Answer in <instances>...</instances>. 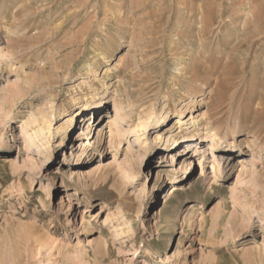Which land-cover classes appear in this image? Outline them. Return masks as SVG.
<instances>
[{
  "label": "rangeland",
  "instance_id": "1",
  "mask_svg": "<svg viewBox=\"0 0 264 264\" xmlns=\"http://www.w3.org/2000/svg\"><path fill=\"white\" fill-rule=\"evenodd\" d=\"M0 48V264H264V0H0Z\"/></svg>",
  "mask_w": 264,
  "mask_h": 264
},
{
  "label": "bare ground",
  "instance_id": "2",
  "mask_svg": "<svg viewBox=\"0 0 264 264\" xmlns=\"http://www.w3.org/2000/svg\"><path fill=\"white\" fill-rule=\"evenodd\" d=\"M8 53V52H7ZM3 56H4V50L2 49V48H0V63L2 62V60H3ZM181 70V69H180ZM179 73H180V71H179ZM121 81H119V84L120 85H122V84H125V83H127V81L124 79V78H121L120 79ZM11 81L8 79L7 80V85L9 86V85H11ZM7 86V87H8ZM13 86H14V84H13ZM15 91L13 92V93H11V95H13V96H17L18 94H19V90L20 89H18V87H16L15 86ZM14 89V88H13ZM9 93V94H10ZM121 99V98H120ZM197 102V100H195L194 98H190V100L187 102V103H185V104H183V105H180L177 109H175V110H173V111H171V115H173V117L172 116H169V113H166L165 111H162V110H160V111H152V112H149V113H147V114H145L144 116H142V117H140V116H138V120H139V122H137V124L135 125V126H133V124L131 125V127L129 128V129H131V132H130V134H133V135H135V137H136V139L138 140V139H141V136H142V134L144 133V131H147V130H149V132H151V131H156L157 129H159V128H162V126L165 124V123H167V120L168 119H171V117L175 120V122L179 125V129L180 130H183V129H185L187 132L191 129V128H193L194 126H195V121H194V119L192 118V117H190V119L189 120H187L186 118H183V116L185 115V112H187V111H191L192 112V107H194V104ZM115 106H116V111H117V114H118V112H120L121 111V113H123L124 114V112L126 111L125 110V105L123 104V102L122 103H120L119 104V102L116 100V98H115ZM128 109V108H127ZM83 110L84 111H86L87 110V106H83ZM123 110H125V111H123ZM168 112V111H167ZM128 113V112H127ZM80 114V112H77V114L76 115H79ZM125 115V114H124ZM128 115V114H127ZM203 115V114H202ZM66 116V115H65ZM75 115H72V116H69V119H72L73 117H74ZM186 116V115H185ZM128 117H130V116H128ZM127 118V117H126ZM149 119V120H148ZM147 120V121H146ZM153 120V121H152ZM111 122V121H110ZM130 123V122H129ZM46 124H47V126L48 127H50L51 126V119H49V120H47V122H46ZM110 124H116V120L114 119V122L112 121ZM127 124V123H126ZM174 125V124H173ZM114 126V125H113ZM43 127V126H42ZM171 127H173V126H171ZM35 129V128H34ZM116 129V128H115ZM88 131H90V133L92 132V128H88L87 129ZM186 132V133H187ZM190 132V131H189ZM42 134V130H40V129H38L37 131H35L34 132V135H35V137L38 139L39 138V136ZM121 135V136H126V131H123L121 128L120 129H117L116 131L115 130H113V129H110V138L111 139H113L114 138V140H111L112 141V143L115 145V147H119V145L121 144V142L120 141H115V137H118V136H116V135ZM158 135V133L156 134V136ZM163 136V134H159V136ZM191 135V134H190ZM33 136V135H32ZM31 136V137H32ZM108 136V137H109ZM42 137V136H41ZM143 137V136H142ZM33 138V137H32ZM163 138V137H162ZM205 138L207 139V141H211V142H213V143H216L217 142V140H218V135L210 128H208V127H205ZM119 139V138H118ZM205 139V140H206ZM121 140V139H120ZM196 141V140H198L197 139V136H186V138H184V140L182 141V142H191V141ZM203 141V142H206V141ZM37 141V140H36ZM41 141V140H40ZM251 141H252V139H251ZM201 143H202V141H201ZM116 148V149H117ZM194 151H196V150H194ZM200 154H202V151L200 152ZM200 156V155H199ZM201 158V157H200ZM211 163H210V165H209V169H210V171L212 172H214V171H216V163H215V161L214 160H211L210 161ZM197 166L199 167V170L201 169L200 167H201V162L199 161H197ZM112 164V163H111ZM191 166H192V162H188V163H185V166H184V171L186 172V173H189V171H190V168H191ZM201 172H202V170H201ZM123 174H125V176H126V179H128V180H134V177H131V175H129L128 174V172H126V171H124V173ZM239 174H241V173H239ZM133 176V175H132ZM236 177V176H235ZM176 187H174V186H170L169 187V191H168V193H169V196H170V194H172L176 189H175ZM6 242V241H5ZM177 256V255H176Z\"/></svg>",
  "mask_w": 264,
  "mask_h": 264
}]
</instances>
